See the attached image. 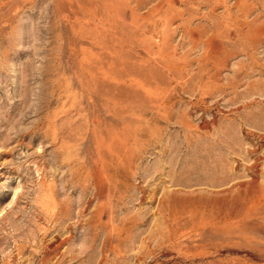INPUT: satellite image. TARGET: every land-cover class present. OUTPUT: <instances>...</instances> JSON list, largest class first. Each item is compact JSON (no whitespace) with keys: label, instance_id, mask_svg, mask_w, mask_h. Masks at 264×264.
<instances>
[{"label":"rangeland","instance_id":"374dc122","mask_svg":"<svg viewBox=\"0 0 264 264\" xmlns=\"http://www.w3.org/2000/svg\"><path fill=\"white\" fill-rule=\"evenodd\" d=\"M0 264H264V0H0Z\"/></svg>","mask_w":264,"mask_h":264}]
</instances>
